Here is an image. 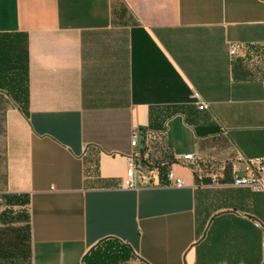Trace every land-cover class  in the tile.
Segmentation results:
<instances>
[{
    "label": "crops",
    "instance_id": "crops-1",
    "mask_svg": "<svg viewBox=\"0 0 264 264\" xmlns=\"http://www.w3.org/2000/svg\"><path fill=\"white\" fill-rule=\"evenodd\" d=\"M239 155L264 156V0H0V264H264Z\"/></svg>",
    "mask_w": 264,
    "mask_h": 264
},
{
    "label": "built area",
    "instance_id": "built-area-1",
    "mask_svg": "<svg viewBox=\"0 0 264 264\" xmlns=\"http://www.w3.org/2000/svg\"><path fill=\"white\" fill-rule=\"evenodd\" d=\"M231 51L232 52L235 51V44L232 45ZM193 96L195 97V101L200 109H205L209 106V103L203 100L198 92H194ZM144 138L146 142V147L148 149V146H149L148 132L145 133ZM139 142H140V133L139 131L135 130L132 133L131 144L135 148H138ZM145 153L146 152H144L143 157ZM179 158L196 162V160L198 159V156L195 153L189 152V153L180 155ZM237 159L239 161L246 162V173L243 175L237 174L236 172L238 171V168L234 165L232 183L236 185H243V184L249 185L256 189L262 190L264 192V156H261L253 160H247L245 159L244 156L239 155ZM128 162H129V167L127 171V177L122 183V186H130V187L133 186L134 187V186L143 184V182H145V180L143 179L145 175H142L141 173L143 166L140 167L139 164L136 162L135 154L129 156ZM167 175H168L169 184L174 185V186H183L185 184V180L177 176L174 170L170 169ZM260 225L264 229V218L260 220Z\"/></svg>",
    "mask_w": 264,
    "mask_h": 264
},
{
    "label": "trees",
    "instance_id": "trees-1",
    "mask_svg": "<svg viewBox=\"0 0 264 264\" xmlns=\"http://www.w3.org/2000/svg\"><path fill=\"white\" fill-rule=\"evenodd\" d=\"M125 257H126V254H125ZM125 257L123 256V254L122 255H120V254H112L109 257L105 256L102 259H100V258L99 259H91V260L87 261V264H110V263L116 261L119 258H125ZM86 258H88V255H87ZM106 258H108V259H106Z\"/></svg>",
    "mask_w": 264,
    "mask_h": 264
},
{
    "label": "rangeland",
    "instance_id": "rangeland-1",
    "mask_svg": "<svg viewBox=\"0 0 264 264\" xmlns=\"http://www.w3.org/2000/svg\"><path fill=\"white\" fill-rule=\"evenodd\" d=\"M3 234H5V232L3 231V226L0 227V243L4 242L5 239L3 238ZM27 242H22V247L20 249V253H21V257H23L24 261L21 264H27L28 261V257H29V250H28V246L26 244Z\"/></svg>",
    "mask_w": 264,
    "mask_h": 264
}]
</instances>
